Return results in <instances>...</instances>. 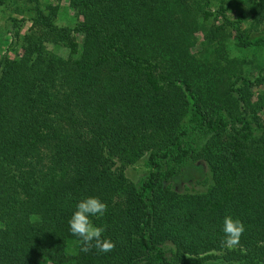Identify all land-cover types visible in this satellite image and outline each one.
Listing matches in <instances>:
<instances>
[{
  "label": "trees",
  "instance_id": "trees-1",
  "mask_svg": "<svg viewBox=\"0 0 264 264\" xmlns=\"http://www.w3.org/2000/svg\"><path fill=\"white\" fill-rule=\"evenodd\" d=\"M26 1L0 54V264H264V0H68L72 23ZM89 196L111 252L69 230Z\"/></svg>",
  "mask_w": 264,
  "mask_h": 264
},
{
  "label": "clouds",
  "instance_id": "clouds-1",
  "mask_svg": "<svg viewBox=\"0 0 264 264\" xmlns=\"http://www.w3.org/2000/svg\"><path fill=\"white\" fill-rule=\"evenodd\" d=\"M107 210V203L95 196H89L76 205V210L68 221L69 230L73 236L80 239L81 251L84 253L92 251L93 248L101 253H108L115 249V242L104 238L106 228L95 225L91 219L104 216ZM222 231L224 237L221 240V246L233 248L239 244L246 231V226L239 218L228 215L224 218Z\"/></svg>",
  "mask_w": 264,
  "mask_h": 264
},
{
  "label": "rangeland",
  "instance_id": "rangeland-1",
  "mask_svg": "<svg viewBox=\"0 0 264 264\" xmlns=\"http://www.w3.org/2000/svg\"><path fill=\"white\" fill-rule=\"evenodd\" d=\"M42 3L46 2H53L58 3L61 6V11L59 12L58 21L62 23H72V14L70 9L68 8V0H40ZM245 2V3H244ZM246 2H250V0H234L232 2V5L243 9L246 13L250 11L249 7L247 6ZM31 6L30 1L26 0H6V2L3 5H0V54L5 51V49L8 47V45L11 42L12 39V26L11 21L12 19H16L18 21L21 20L22 26L21 31H24L27 26L30 24L29 17L32 13L31 9L29 8ZM263 53L262 51H260ZM247 57L250 58V52L247 53ZM257 55V53H256ZM254 55V57L256 56ZM194 174L198 175V168L196 166H190L186 170L185 176H180L181 181L180 185L184 186H193L191 183H189V180H187L188 176ZM191 182L193 180H190Z\"/></svg>",
  "mask_w": 264,
  "mask_h": 264
}]
</instances>
